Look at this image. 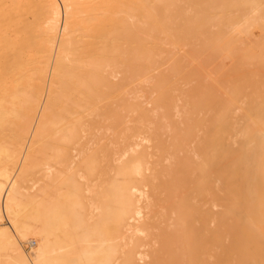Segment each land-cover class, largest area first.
Returning a JSON list of instances; mask_svg holds the SVG:
<instances>
[{
  "label": "bare ground",
  "instance_id": "bare-ground-1",
  "mask_svg": "<svg viewBox=\"0 0 264 264\" xmlns=\"http://www.w3.org/2000/svg\"><path fill=\"white\" fill-rule=\"evenodd\" d=\"M262 1L0 0V264H264Z\"/></svg>",
  "mask_w": 264,
  "mask_h": 264
},
{
  "label": "rangeland",
  "instance_id": "rangeland-1",
  "mask_svg": "<svg viewBox=\"0 0 264 264\" xmlns=\"http://www.w3.org/2000/svg\"><path fill=\"white\" fill-rule=\"evenodd\" d=\"M261 3H264V1H262ZM262 10H264V7H262ZM254 31H255V36H256V38H258V37H260V39H262L261 38V35L262 34H264V32H262L261 31V29H260V27L259 26H253V28H252ZM262 37H264V35H262ZM248 46V45H247ZM256 46H257V48H256ZM259 47L260 46H258L257 44H254L252 47H251V49L255 52V53H258V52H260V50H259ZM261 49V48H260ZM258 51V52H257ZM261 52H264V51H261ZM260 70H262V69H264V68H259ZM261 72V71H260ZM259 74V73H258ZM242 75V74H241ZM244 75V74H243ZM246 76V75H245ZM260 76H262V75H260ZM262 77H264V76H262ZM248 91V90H247ZM244 92L246 93V91L244 90ZM241 100H240V99ZM244 98V97H243ZM251 98H253V97H251ZM250 97L248 98L247 97V99H245V100H252ZM256 99V98H255ZM254 99V100H255ZM258 99V98H257ZM237 100L238 101H242V97L240 96V97H237ZM244 101V100H243ZM6 221V220H5ZM27 245V246H26ZM23 247H24V249L26 250V251H30L31 249L33 250V248H31V245L30 244H28V243H24L23 244Z\"/></svg>",
  "mask_w": 264,
  "mask_h": 264
}]
</instances>
